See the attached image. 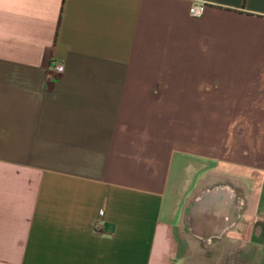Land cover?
Here are the masks:
<instances>
[{"label": "crops", "instance_id": "1", "mask_svg": "<svg viewBox=\"0 0 264 264\" xmlns=\"http://www.w3.org/2000/svg\"><path fill=\"white\" fill-rule=\"evenodd\" d=\"M196 206L237 217L206 240ZM224 233L264 264V0H0V264H182Z\"/></svg>", "mask_w": 264, "mask_h": 264}, {"label": "rangeland", "instance_id": "2", "mask_svg": "<svg viewBox=\"0 0 264 264\" xmlns=\"http://www.w3.org/2000/svg\"><path fill=\"white\" fill-rule=\"evenodd\" d=\"M238 236L224 233L209 242L195 238L182 264H242L249 250L239 246Z\"/></svg>", "mask_w": 264, "mask_h": 264}, {"label": "flooded vegetation", "instance_id": "3", "mask_svg": "<svg viewBox=\"0 0 264 264\" xmlns=\"http://www.w3.org/2000/svg\"><path fill=\"white\" fill-rule=\"evenodd\" d=\"M231 191H232L231 190V187H229V186H226V185L218 186V187L214 188L213 190L209 191V193H206L207 195L201 197L199 199V202H201L202 204L205 203V202H207L208 196L209 197L221 196V197H227V198H225V203L228 204L229 202H231V196H232L231 195ZM221 201H223V199H221ZM200 211L201 210L197 206H196V209L193 211V220H194V224H195V227H196L195 234L198 235V236H200V237H202V238H204V239H206V240H209L211 235L219 236L227 228L226 226H224V224L226 225L227 224V221L229 219L235 220L236 217H237L236 215L235 216L233 215V217H231V218L226 217V222L223 223V226H222V229L221 230H217L215 232H210V234H208V232L202 231L197 226V223L199 221H201L202 220V217H203L202 214L200 213Z\"/></svg>", "mask_w": 264, "mask_h": 264}, {"label": "built area", "instance_id": "4", "mask_svg": "<svg viewBox=\"0 0 264 264\" xmlns=\"http://www.w3.org/2000/svg\"><path fill=\"white\" fill-rule=\"evenodd\" d=\"M203 8H204V3L194 2L190 5L189 11L192 15L197 16L202 13ZM49 67L56 72H62L64 69L62 61L58 59H52L49 63Z\"/></svg>", "mask_w": 264, "mask_h": 264}, {"label": "bare ground", "instance_id": "5", "mask_svg": "<svg viewBox=\"0 0 264 264\" xmlns=\"http://www.w3.org/2000/svg\"><path fill=\"white\" fill-rule=\"evenodd\" d=\"M200 213L202 214L201 211H200ZM233 221H234L233 219H229V220L227 221V224H226V225L224 224V226L228 227ZM204 222H206V221H204ZM208 234H210V232H208Z\"/></svg>", "mask_w": 264, "mask_h": 264}]
</instances>
